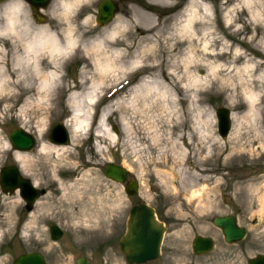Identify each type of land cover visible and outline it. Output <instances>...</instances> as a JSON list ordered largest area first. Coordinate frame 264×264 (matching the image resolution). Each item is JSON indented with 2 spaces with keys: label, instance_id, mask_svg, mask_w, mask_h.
<instances>
[{
  "label": "rangeland",
  "instance_id": "1",
  "mask_svg": "<svg viewBox=\"0 0 264 264\" xmlns=\"http://www.w3.org/2000/svg\"><path fill=\"white\" fill-rule=\"evenodd\" d=\"M12 1L16 0L0 3V25L5 22V6ZM55 1L53 12L49 15L43 10L44 19H39V23L27 4H22L18 17L20 24L47 26L59 37L72 26L78 42L59 64V90L46 100L36 99L37 93L23 91L9 101L0 97V169L7 164L18 165L7 136L12 128L21 127L37 141L31 152H25L29 158L23 162L24 174L44 190L28 212L17 192L5 193L0 188V264H12L35 241L50 264H69L78 255L97 264V245L123 234L128 211L139 202L153 206L166 226L160 256L144 264H247L248 258L264 254V84L259 79L264 63L250 54H241L235 47L229 49L222 31L231 28L235 35L243 28L264 31V19H253L243 0H218L220 29L212 0H186L175 12L159 18L135 7L129 14L117 12L110 23L101 26L96 22L98 0H82L66 16L61 15L57 5L61 0ZM179 1L155 0L159 3L156 6L163 8ZM193 3H199L196 14ZM204 4L209 11L202 7ZM85 5L88 7L80 11ZM251 5L261 10L264 17V0H253ZM148 13L151 18L145 16ZM189 13L197 33L192 39L187 38L186 31L177 33L175 27ZM229 18L230 23L226 21ZM153 20L156 26H141L154 23ZM114 28L118 33L108 38ZM27 35H22L21 42ZM100 37L104 44L96 52L90 43ZM1 40L5 48L2 53L10 61L11 39ZM205 40L208 49L203 48ZM190 45L201 61L188 71L205 77V82L197 87L196 123L200 133L192 127V114L183 100L177 106L178 120L167 117L169 106L141 107L131 102L133 88L144 79L167 83L170 76L166 74L175 68L173 62L189 56ZM107 57L113 59L114 66L102 77L104 95L93 106L88 126L74 140L70 134L69 143L64 144L66 149L59 155L39 152L40 143H51L47 138L51 126L63 123L70 115V90L79 89L83 73L89 80L97 78L93 60L99 58L104 63ZM212 65L220 66L209 73ZM244 65H249L247 70H243ZM176 70L182 81L172 87L183 97L185 90L180 85L189 77L185 68ZM246 90L258 92L252 108L245 100ZM27 95L30 99L25 103ZM113 99L119 103L108 118L99 121L102 108ZM221 106L232 112V128L225 138L218 133L215 115ZM39 123L42 139L35 133ZM127 125H134L135 129L127 131ZM97 130L115 133L116 141H103L96 136ZM5 141L8 149L3 146ZM107 162L125 166L128 178H137L138 195L127 196L124 183L103 175L102 167ZM225 215L234 216L239 226L247 228L243 240H224L213 219ZM50 222H57L66 230V238L53 243L46 231ZM197 235L213 238L214 249L196 255L192 242ZM113 251L110 255L115 264H127L118 246Z\"/></svg>",
  "mask_w": 264,
  "mask_h": 264
},
{
  "label": "bare ground",
  "instance_id": "2",
  "mask_svg": "<svg viewBox=\"0 0 264 264\" xmlns=\"http://www.w3.org/2000/svg\"><path fill=\"white\" fill-rule=\"evenodd\" d=\"M82 0H61L57 3L59 9L61 10V15L66 16L70 14L76 5H78ZM246 5V9L250 12L253 19H258L263 21L264 17L258 8H253V0H243ZM56 1L54 0L51 5L45 10L46 14H51L53 12V5ZM22 0L12 1L6 4L5 6V22L3 25H0V97L3 95L6 101L12 100V98L17 97L23 92H34L38 96V100H46L53 93L59 90L61 86V78L59 73V64L60 62L69 57L70 52L77 45V38L73 35V28L69 26L66 30L62 32V37H59L58 33L50 29L47 26H34L31 22H25L20 24V18L18 15L23 10ZM199 4V3H197ZM193 3V12L196 14V5ZM82 6L80 11L84 9ZM202 7L205 10H208L207 5L204 4ZM79 11V12H80ZM209 11V10H208ZM148 18H151V15H145ZM86 18V15H84ZM157 18H159L157 16ZM193 16L192 13H189L183 23L175 24L177 33L186 31L187 38H194L197 33L192 25ZM229 19L226 21L228 22ZM154 23H143L142 27L152 28L156 26L155 20ZM230 22V21H229ZM228 22V23H229ZM118 29L114 28L108 34V38H112ZM23 34H28L26 39L21 42V37ZM1 38H10L11 43L10 47L12 50L11 60L5 58L3 53L5 48L1 42ZM207 40L203 42V48L208 49ZM104 44L103 37L94 39L90 43V47L98 52L102 49ZM177 45V43H175ZM192 45L189 46V56L181 58L180 60H175L173 62L174 69H172L166 76L167 83L163 81H158L152 78H146L143 82L133 88V94L131 102L133 104H140L141 107L145 105L147 107L156 106L160 108H166L169 106L168 118H180V110L178 109V104L180 101H185L188 107V113L190 111V121L195 126L197 133H200L198 127V122L196 119L198 116L197 108H199L198 100V85L205 82V77H202L197 72L191 73L188 71L191 66H194L196 62L201 61L198 59L192 51ZM18 49V51H17ZM177 48L173 49L176 50ZM3 52V53H2ZM113 59L105 58V62H101L99 58L93 60L97 78L89 80V77L86 73H83L82 79L79 81L78 90H70V93L67 96L68 106L71 110L70 115L67 119L64 120L63 124L69 127L71 137L76 139L79 135L82 134L83 130L88 126V118L90 115L93 106L103 97L102 93V77L113 68ZM158 65L146 66L147 68L158 67ZM220 65H212L208 67V72L213 73L214 69ZM249 65H244L243 70H247ZM177 68H185L188 74V81L180 85V88H184L185 96L180 97L178 93L173 89V84L181 83V77L177 74ZM260 81L264 84V69L259 74ZM87 82V83H86ZM28 94V93H27ZM245 100L249 106L252 108L256 99L258 98V92L254 90H246L244 92ZM3 99V98H0ZM30 99V95L25 97V103ZM119 102L110 100L102 108L100 113L99 121H103L108 118V115L111 113L112 108H114ZM232 118V117H231ZM127 131L135 129L134 125H127ZM39 138H43L42 123H39L37 130L35 131ZM203 135V134H202ZM96 136L103 141H116L115 133L107 131V133H101L100 130H97ZM156 138V137H155ZM204 138H207V134L204 135ZM3 146L8 149L9 144L7 141L3 143ZM66 146L64 144H47L45 142L40 143L38 146V151L41 153H56L59 155L64 152ZM0 151L1 146H0ZM13 159L20 165L21 169L24 170L23 162L29 158L28 154L22 153L20 151L12 152ZM24 172V171H23ZM2 194V192H0ZM20 197V196H19ZM1 233V231H0Z\"/></svg>",
  "mask_w": 264,
  "mask_h": 264
},
{
  "label": "water",
  "instance_id": "3",
  "mask_svg": "<svg viewBox=\"0 0 264 264\" xmlns=\"http://www.w3.org/2000/svg\"><path fill=\"white\" fill-rule=\"evenodd\" d=\"M8 0H0V3ZM35 11L37 7H46L50 0H26ZM143 6L153 12L167 15L179 9L186 0H180L172 7L163 8L139 0ZM117 12L115 1L102 0L98 7L96 22L103 26L110 23ZM41 20V19H40ZM230 110L221 106L215 110L218 133L225 138L232 128ZM8 141L13 151L22 153L31 152L36 146V137L29 131L14 127L8 133ZM48 140L53 144H68L70 134L62 122H56L51 126ZM103 175L116 183H124V190L127 196H135L139 192V181L136 177L128 178L129 170L113 162H107L102 167ZM0 188L4 192L17 191L25 204V209L30 212L36 201L44 194V190L38 188L36 183L24 175L20 165L9 164L0 169ZM213 223L218 227L228 243H237L247 235V228L239 226L236 218L232 215L216 216ZM57 225L51 226L52 239L60 238L61 232ZM166 228L163 222L159 221L153 206L146 202H140L132 206L128 212L125 230L119 239V247L127 264H143L147 261L158 258L161 254V245ZM215 247L213 238L197 235L193 239L192 248L196 255H203L211 252ZM85 257H79V263H83ZM12 264H46L43 254L40 252H28L18 255ZM247 264H264V254H257L247 259Z\"/></svg>",
  "mask_w": 264,
  "mask_h": 264
},
{
  "label": "flooded vegetation",
  "instance_id": "4",
  "mask_svg": "<svg viewBox=\"0 0 264 264\" xmlns=\"http://www.w3.org/2000/svg\"><path fill=\"white\" fill-rule=\"evenodd\" d=\"M22 1L24 2L23 4H27V7L29 8V10L31 11L32 15L34 16V18L37 20L38 23H39V19H44V16H43L44 14L42 11L46 10L52 2V0H50L49 4L46 7H44V8L37 7L36 10L34 11L32 5L30 3H28L26 0H22ZM101 1L102 0H98V2H97L96 13H98V7H99V4ZM113 1H115L117 12L121 11L124 14H129L130 9L138 7L141 10H143L144 12L152 13L155 16L161 15L157 12H151V11L147 10L139 0H113ZM143 1L150 3V4H155V5L159 4V3L155 2V0H143ZM230 2H231V0H229L227 3H230ZM212 5H213L214 18L216 19L217 24H218L219 28L221 29L222 25L219 22L220 15H219V8H218V0H212ZM231 6L232 5H229V8H231ZM85 10H87V8ZM222 31L228 40L229 49L231 47H235L239 50V52L241 54H250L251 57H253L257 60H260L261 62L264 63V44L261 45L262 42L264 43V31L263 30H261V29L251 30L250 28H243V29H241V31L237 35L232 33L231 28H229L227 30L225 29ZM7 165H9V164H7ZM136 204H138V203H136ZM136 204H134V205H136ZM134 205H132V206H134ZM24 208H25V206H24ZM33 209H34V207H33ZM38 224H39V222H38ZM53 225H57L59 227L58 231L61 232L60 238H58L56 240L52 239V236H51L52 234L50 232L51 226H53ZM37 228H38V225H37ZM46 231L49 234V237L52 239L53 243L60 241L63 238H66V236H67L66 230L61 228L57 222L47 223L46 224ZM119 239H120V237L119 238L117 237L116 240H112V239L111 240H104V241H101V244L97 245V247L99 249V254H100V259H99L97 264H115L114 261L112 260V256L110 254L114 253L113 250L115 247L117 248V246H118V248H119ZM64 249H65V247H64ZM28 252H40L41 253L40 247H39L37 241L32 243V248L30 250L24 251L21 254H25ZM44 257H45V255H44ZM79 257H85V260H83V263H81V264H94V262L92 260H90L89 258H87L85 255H78L76 257V259L73 262H70L69 264H80L78 261ZM45 261H46V264H50L46 257H45Z\"/></svg>",
  "mask_w": 264,
  "mask_h": 264
}]
</instances>
